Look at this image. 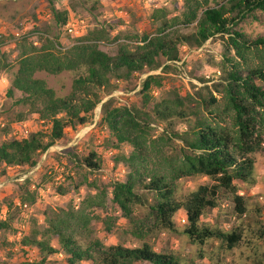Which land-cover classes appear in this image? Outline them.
I'll return each instance as SVG.
<instances>
[{"label":"trees","instance_id":"1","mask_svg":"<svg viewBox=\"0 0 264 264\" xmlns=\"http://www.w3.org/2000/svg\"><path fill=\"white\" fill-rule=\"evenodd\" d=\"M181 8L175 16H170L164 6L154 8L150 14L151 22L157 23L154 32L142 33L133 44L117 42L112 51L103 44L119 36L111 39L110 28L100 24L67 46H62L58 34H50L48 26L43 31L34 26L41 31L38 42L20 38L13 60L1 52L0 73L10 74L4 95L15 107L13 121L34 116L44 125L27 137L0 140L2 171L12 166H35L50 146L67 140L68 129L75 130L91 120L104 94H110L119 83L136 84L145 74L131 104L118 103L113 96L101 102L97 124L107 131L103 148L121 150L123 144L130 148L114 156L128 169L123 179L88 192L77 206L49 209L43 224L31 218L26 231L19 225L20 211L35 201V188L30 189L25 180L12 199H0V214L5 208L0 233L12 235L11 246L17 244L23 253L35 248L39 254L37 260L27 258L24 264H44L47 256L59 250L66 264H196L172 252L154 251L146 238L151 225L175 230L172 217L179 209L184 210L187 220L180 231L191 243L202 246L207 240L219 239L230 249L240 242L239 229L209 227L201 218L205 208L217 205L219 190L232 194L237 213L245 211L236 182L253 181L250 154L264 136V35L251 36L242 25L256 20L258 13L264 14V0H184ZM50 11L57 27L67 22V10L51 3ZM178 25L191 29L179 32ZM216 35L223 50L219 75L212 84L215 95L209 86L203 93L191 84V92L182 94L172 86L155 96L173 69L171 62L180 59V46L199 47ZM158 69V73H149ZM75 71L80 72L71 79L66 92L37 75ZM151 122L163 123L165 137L180 141L174 154L163 156L154 148ZM80 163L90 170L102 167L100 154L93 150L81 157ZM194 175L207 176L212 184L199 185L182 199L177 198L176 180ZM58 191L64 193L60 187ZM95 207L115 213L103 218L106 231L112 229L117 216L123 217L131 224V234L142 239L141 245H105L93 236L91 223L99 218ZM4 234L0 245L11 243ZM0 264L6 262L0 260Z\"/></svg>","mask_w":264,"mask_h":264},{"label":"rangeland","instance_id":"2","mask_svg":"<svg viewBox=\"0 0 264 264\" xmlns=\"http://www.w3.org/2000/svg\"><path fill=\"white\" fill-rule=\"evenodd\" d=\"M52 1V2H51ZM184 0H0V56L4 52L8 60H13L18 53V41L26 37L34 43L40 39V32L48 26L50 34H58L62 46L71 44L76 36L83 35L100 24L110 28V38L119 36L115 40L106 42L112 51L117 42L133 44L136 37L142 33L154 32L156 24L150 20L154 8L164 6L169 9L170 16L178 15ZM54 4L61 10H67L68 28L64 25L57 27L52 19L50 5ZM249 35H264V14L258 13L257 19H251L242 25ZM179 32H188L190 27L176 26ZM223 50L222 41L218 35L207 39L201 46L194 47L187 44L180 46V59L173 61V69L168 72L163 87L154 92L155 96L175 86L184 94L193 91L191 84L198 90L206 92L205 86L212 90V84L219 75V62ZM80 71L62 73L50 76L44 73L37 75L47 80L49 85L61 92L69 89L70 81ZM158 70L149 73H158ZM0 140L27 137L31 132L44 129L36 117L32 116L24 121H13L15 107L5 97L4 91L8 86L10 74L0 73ZM145 74L140 75L136 84L119 83V87L110 94H104L101 102L113 96L118 103L131 104L137 96L139 81ZM5 78L8 79L5 80ZM199 78H204L203 82ZM101 102L94 108L91 120L75 130L68 129V138L64 142L57 141L41 154L37 164L33 167L12 166L2 171L0 168V199H12L18 185L28 180L29 188H35V201L21 208V230H27L31 218L38 223H44V214L65 204L77 206L88 192H94L97 187H109L113 180H121L127 173V168L120 161H115L118 152L129 151V145L123 144L121 150H106L103 139L107 131L97 122L101 116ZM181 126V125H180ZM150 138L154 148L161 154H174L181 143L177 139H167L166 125L151 122ZM162 136V139H159ZM96 151L102 159V167L90 170L81 165L80 158L89 151ZM254 161L252 178L249 183L236 182L237 193L244 198L245 211L239 214L235 211L232 194L219 190L216 197L217 205L205 208L201 222L209 227L224 231L239 229L241 240L234 247L227 248L226 243L219 239L207 240L202 246L191 243L180 230L186 226L187 220L183 209H179L172 217L175 230L168 231L150 223L146 238L154 251L172 252L183 261H194L196 264H264V136L262 143L251 154ZM156 162H158L156 160ZM89 184V186H88ZM91 184V185H90ZM212 180L203 175L182 177L176 180V197L182 199L199 185H210ZM62 188L61 194L58 188ZM0 217L3 218L5 208L2 207ZM99 216L91 223L93 236L105 245L121 244L127 247L139 246L142 239L131 234V224L127 219L117 216L110 231H106L103 218L108 214H115L109 209L94 208ZM0 233V241L1 235ZM9 244L0 245V260L6 264H24L26 259L37 260L39 254L35 248L25 251L19 250L13 243V236L4 234ZM19 237L16 235L15 238ZM56 248L57 245L55 242ZM10 250V251H9ZM10 252L9 254L7 252ZM65 255L61 250L47 256L44 264H66ZM79 264H94L80 262Z\"/></svg>","mask_w":264,"mask_h":264},{"label":"built area","instance_id":"3","mask_svg":"<svg viewBox=\"0 0 264 264\" xmlns=\"http://www.w3.org/2000/svg\"><path fill=\"white\" fill-rule=\"evenodd\" d=\"M70 26V23L69 22H66L65 24H64V27L65 28H68Z\"/></svg>","mask_w":264,"mask_h":264},{"label":"crops","instance_id":"4","mask_svg":"<svg viewBox=\"0 0 264 264\" xmlns=\"http://www.w3.org/2000/svg\"><path fill=\"white\" fill-rule=\"evenodd\" d=\"M1 74H2V73H1ZM0 77H1V79H3V81H4V78H3L4 76L1 75ZM5 80H7V82H8V79H7V78H5Z\"/></svg>","mask_w":264,"mask_h":264}]
</instances>
